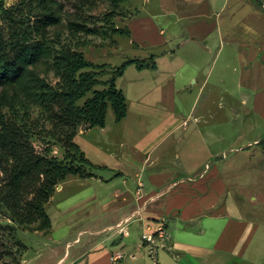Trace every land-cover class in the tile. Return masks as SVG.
Wrapping results in <instances>:
<instances>
[{"label":"crops","instance_id":"1","mask_svg":"<svg viewBox=\"0 0 264 264\" xmlns=\"http://www.w3.org/2000/svg\"><path fill=\"white\" fill-rule=\"evenodd\" d=\"M157 2V12L135 6L134 15L124 22L131 31L128 39L136 48L147 52L145 58H135L148 60V63L152 58L156 67L139 69L133 65L140 74L158 73L149 87L143 83L146 75L138 74L140 82L135 87L137 124L143 123L144 127L146 122L152 124L146 132L149 140L136 148L141 161L132 166L123 160H107L110 156L101 151L94 153L100 160L97 162L103 165L106 160L110 171L129 176L132 181L125 178V191L114 193V200L120 199L118 203L112 200L102 204L99 200L104 212L114 215L113 221L106 226L79 230L78 238L74 239L77 249L73 253L65 251L54 264H113L112 255L121 251L126 257L117 264H249L256 260L250 252L254 243L252 250L264 258L263 179L230 176L232 165L237 166L239 172L249 167L247 157L242 154L232 160L214 161L215 132L201 128V124L204 127L210 124L208 118L213 119L212 112L201 115L190 112L185 117L160 109V104H166L175 110L188 100L190 105L196 104L216 69L217 76L208 88L204 105L228 104L236 97L228 84L233 74L237 77L240 103L255 110L253 114L250 109L246 114H238L239 123L244 128L262 118L264 0ZM151 3L147 0V4ZM154 48H161L160 52L152 53ZM161 73L169 74L161 79ZM195 86L199 87L196 96ZM127 105V116L121 121L130 117L128 100ZM189 118L193 121L190 125ZM105 127L100 128L104 131ZM89 130L80 129L75 141L78 134H88ZM221 132L216 142L225 140V132ZM170 136L171 143L162 146ZM80 147L90 158L89 151ZM226 150L243 155L250 150L264 154V134H240ZM99 153L102 154L97 156ZM172 155L174 160L170 161ZM95 177L98 175L90 178ZM64 181L58 189H62ZM130 217L134 219L127 227V236L119 232L116 236H102L105 229L116 227ZM161 224L167 232V247L153 250L138 243V234L143 228L155 230Z\"/></svg>","mask_w":264,"mask_h":264},{"label":"rangeland","instance_id":"2","mask_svg":"<svg viewBox=\"0 0 264 264\" xmlns=\"http://www.w3.org/2000/svg\"><path fill=\"white\" fill-rule=\"evenodd\" d=\"M151 2V4H147V0H118L117 3L114 0H49L46 3H40L38 0H0V40L4 44L8 58L12 60L17 56L21 46H38L46 49L42 56L37 58L33 56L29 59L21 76L5 85H0V132L4 122L15 124L28 134L37 152L47 149L51 155L62 160L65 150L57 142V137L55 138L52 131V124L48 120L50 106H44L41 99V94L55 88L59 81L52 67L53 56L65 48L76 49L84 53L87 61L108 65L106 69H103L104 71L98 70L99 72H111L114 67L120 66L129 58H145L147 56L145 50L136 48L125 36L114 33L113 27L123 28L125 20L130 15H134L135 6L140 10L142 7H146L147 12H157V0H151ZM49 14L57 17L58 23L47 27L45 35L41 36L37 32V27ZM80 26L94 28L96 33L88 34L80 31ZM160 49L154 48L152 53H159ZM138 74L146 75L143 78V83L148 87L153 84V78L158 76V73L154 71L140 74L134 65H129L125 74L116 80V86L123 91L130 105L129 119L121 122L116 121L114 112L109 107L104 131L98 127L90 129L88 134H78V142H76L89 151L90 158L86 155L87 158L98 166L97 168L88 167V169L98 177L71 176L62 183V189H58L60 184L58 185L50 201L45 204L46 211L52 221L51 229H42L39 222L19 227L17 236L23 246L20 250L18 264H54L65 251L70 250V253H73L77 249L74 239L78 238L79 230L95 227L94 225L106 226L115 218L113 214L104 212L99 200H102V204H108L109 201L114 200L113 196L116 191H125L123 180L126 178L132 181V178L123 177L122 174L110 171L106 166L108 162L104 160L103 166L97 162L100 160L94 153L101 151L106 156H110V158H106L107 160H111V158L123 160L132 166L141 161L135 153L136 148L144 146L149 140L146 132L152 124L146 122L144 127L143 123L137 124L138 121H136L139 114L135 108L137 103L135 87L140 82ZM168 74L161 73L159 77L165 79ZM216 76L217 70L215 69L210 76L209 85L200 94L201 97L196 104L190 105L188 100L186 103L176 106L175 110L166 104H160V109L164 113H173L174 111V113L182 114L185 117L190 112L193 115L212 112L213 119L208 118L210 124L206 127L201 124V128L212 129L215 132L214 161L223 160V158L232 160L237 154L247 157L246 163L249 167L239 172L237 166L232 165L230 176L261 177L263 179L261 205L264 208V154L260 151L250 150L243 155L242 152L234 153L226 150L227 146H232L240 134L245 133L246 136L264 134V115L260 120H256L244 128L239 123L238 114H246L252 106H244L240 103L237 77L233 74H230L228 84L230 89L236 92L234 93L236 97L230 99L228 104L225 102L223 104L216 103L206 107L204 105L205 96ZM110 77V74L103 73L98 76V79L104 82ZM104 88L103 83L96 84L91 91L78 100L77 105L82 106L87 99L93 96L94 91ZM193 90L196 96L199 87L195 86ZM156 107L159 108V106ZM54 109L57 111L56 107ZM251 110V113L255 111ZM208 115L209 113H207ZM225 116H228V121H225ZM221 118L224 120L222 121ZM188 121L189 125L193 122L191 118ZM222 130L225 132V140L222 143L216 142L220 138ZM172 139L171 136L170 138L166 137L163 143L161 142L162 146L169 145ZM91 143L92 146H90ZM3 148L5 146L0 137V150ZM259 152L260 154H258ZM101 154L99 153L97 156ZM173 160L174 156L172 155L170 161ZM133 191L135 193L134 186ZM119 200L115 199L113 203H118ZM133 226L131 223V232ZM117 232L118 229L113 226L110 229H105L102 236H116ZM138 235L140 237V234ZM139 237L137 236V239ZM67 243H69L68 246ZM138 243H140L139 239ZM0 244L2 243L0 242ZM255 246L256 243L253 244L252 249ZM252 249L250 252L256 257V260L248 263L264 264V258H260L261 256ZM0 254V264L10 260V257L5 256L3 252Z\"/></svg>","mask_w":264,"mask_h":264},{"label":"trees","instance_id":"3","mask_svg":"<svg viewBox=\"0 0 264 264\" xmlns=\"http://www.w3.org/2000/svg\"><path fill=\"white\" fill-rule=\"evenodd\" d=\"M38 1L46 3L49 0ZM57 23L58 18L53 14L45 16L37 27L38 34L44 36L47 27ZM80 31L96 33V29L88 26H80ZM113 32L131 38V31L127 26L113 27ZM45 51L44 47L21 46L19 54L10 60L0 40V85L21 76L29 59L42 56ZM149 59V63L148 60L127 59L111 72H99L98 70L106 69L108 65L87 61L84 53L76 49L65 48L53 56L52 67L59 81L55 88L43 92L41 99L44 106H50L48 120L57 142L65 150L62 160L51 155L47 149L37 152L28 134L19 126L10 122L2 124L0 137L5 148L0 150V252L10 257V260L1 264L19 263L23 246L17 236L20 226L39 222L42 229H51L52 221L45 204L50 201L62 181L69 176H95L88 167L98 166L87 158L75 137L80 128L88 130L105 127L109 107L112 108L116 121L127 116V98L116 86V79L125 73L129 65L135 64L139 69L155 68V62L152 58ZM103 73L111 75L104 82L98 79ZM99 83H103L105 88L94 91L91 98L78 106V100Z\"/></svg>","mask_w":264,"mask_h":264},{"label":"built area","instance_id":"4","mask_svg":"<svg viewBox=\"0 0 264 264\" xmlns=\"http://www.w3.org/2000/svg\"><path fill=\"white\" fill-rule=\"evenodd\" d=\"M134 219V217H130L125 221L118 224L115 228L118 229V232L123 235L127 236L129 234L128 225ZM167 240V232L163 224L159 225L155 230H152L150 227L143 228L142 232L140 233V244L141 246H148L151 247L153 250L155 248H165L167 247L166 244ZM126 257L124 252H117L112 255V263L117 264L122 262Z\"/></svg>","mask_w":264,"mask_h":264}]
</instances>
